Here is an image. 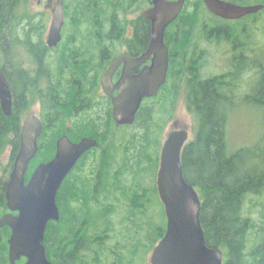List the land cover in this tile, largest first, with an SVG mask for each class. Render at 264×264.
Listing matches in <instances>:
<instances>
[{
    "label": "trees",
    "instance_id": "1",
    "mask_svg": "<svg viewBox=\"0 0 264 264\" xmlns=\"http://www.w3.org/2000/svg\"><path fill=\"white\" fill-rule=\"evenodd\" d=\"M76 1L72 9L75 32H79V26L83 21L88 25L81 33L90 37L92 41L89 49L91 54L88 55L93 59L92 52L95 51L96 63L93 64L96 69L91 63H81V57L78 63L76 61L72 63L70 58L72 53H64L67 63L62 64L69 68L68 73L59 78L57 84L50 90L51 120L46 122V133L38 141L39 155L29 164L26 179L39 159L48 158L52 154L57 136L64 131L67 120H76L73 122L74 136L77 138L86 136L97 141L98 147L92 152L100 156L98 161L95 157L94 161H91L88 176L83 173L81 161L75 168L77 171L68 176L73 180L67 181L63 186L62 201L67 203L74 200L78 207L70 210L65 206V212L61 214L60 220L50 222L47 227L44 244L47 256L54 264L57 260L59 262L67 260L66 257L59 259L57 252L62 249L60 247L62 243L68 240V235L72 236L71 241L74 240L77 244L82 240L79 234L83 236L84 227H97L96 235L99 236L103 234L100 232L103 227L114 226L112 218L119 214L114 206L109 207L111 200H98L101 190L111 192L112 201L118 199L125 206L128 204V213L133 211L134 207L130 203H133L139 194H143L145 212L151 196L157 194L155 185L150 189L144 186L142 175L149 176L152 182L155 180L162 128L173 110L182 83L190 81L189 70L184 73V62L189 44L193 41L190 35L198 28L194 23L196 14L188 16L183 12L177 18L174 32L170 37L166 33L165 37L171 53L168 83L161 88L156 97L146 99L142 103L132 125L125 126L124 131L118 130L114 134L110 106L92 118L88 115L91 110L83 107L82 99L91 90L95 78L97 82L102 73L101 67L107 60V49L114 42L112 37L118 36L122 31L119 25L114 24V17L116 19L118 15L124 14L127 11L126 5L130 6V3H127L128 0ZM26 2L27 0H0V68L14 97L11 116L6 117L0 108V155L8 146L11 148L12 163L19 148L20 109L25 107L23 95L25 85L29 81L28 74L17 61L18 53L15 51L14 38L20 37V33L24 32L22 26L24 23L32 22L22 9ZM105 23L112 24L111 31H104ZM29 25V32L40 36V24ZM134 27L133 42H137V49L141 50L148 44V23L139 19ZM222 33L225 34L226 31L223 30ZM26 42L23 43H30L29 40ZM68 50L71 51L72 48ZM172 70L176 71L177 77V81L173 83ZM245 71L249 73L248 68ZM241 72L243 73V70ZM193 79L190 81L193 84L192 94L195 98L192 105L198 116V126L194 139L182 150L181 166L185 181L198 191L201 198L199 220L206 245L222 249L227 256L225 264H263L264 215H260L258 221L247 217L245 213L248 211L244 209V203L249 195H259L264 189V149L258 150L259 153L255 152L258 147L250 150L237 148L234 152L231 151L227 144L226 126L228 114L233 107L226 100L227 89L222 87L219 78L206 79L199 83ZM256 95L257 100L251 97L247 104L264 109V75L261 76ZM5 185L6 181L0 179V215L6 212ZM118 193L120 197H116ZM151 204L154 206V199ZM92 205H96V208ZM159 205L162 208V204ZM139 209L141 208L137 206L136 210ZM151 212L158 221L153 207ZM161 212L165 219L163 208ZM120 214L122 224L126 225L127 220L130 224V215L126 212ZM161 224L155 239L152 237L147 240L150 246L163 235L165 224ZM1 235L0 264H9L6 242L9 230L3 229ZM251 237L255 238V242L250 245ZM97 241L99 242V239ZM135 252V249L134 252L129 249V264H133ZM23 263L24 259H21L15 264Z\"/></svg>",
    "mask_w": 264,
    "mask_h": 264
},
{
    "label": "water",
    "instance_id": "2",
    "mask_svg": "<svg viewBox=\"0 0 264 264\" xmlns=\"http://www.w3.org/2000/svg\"><path fill=\"white\" fill-rule=\"evenodd\" d=\"M185 0H152L142 18L151 25L150 43L137 59L126 54L115 58L102 75L101 86L111 98L112 118L117 126L132 125L144 99L156 96L166 80L168 47L164 43L166 28L176 20ZM213 14L237 20L259 12L263 6L241 7L220 0H203ZM63 26L62 1L57 0L52 10L46 44L55 47L61 39ZM128 57V58H127ZM151 60L140 74H132V66ZM125 65L120 80L111 85V77L118 65ZM130 66V67H129ZM116 89L117 95L112 96ZM0 108L6 117L12 114V96L7 78L0 69ZM42 124L29 117L22 125L19 150L5 185L6 207L10 212L0 218V229L8 227V263L21 258L24 264H52L46 256L44 242L49 221H59L56 195L66 175L77 160L88 150L97 147L94 139L82 138L72 143L62 137L56 142V153L48 163L40 164L26 182L25 175L34 158L41 136ZM188 140L186 130L170 132L162 144L156 174V189L166 217V231L150 256L151 264H222L220 249L205 244L199 213L201 201L196 189L188 184L182 172L181 153ZM1 242V235H0Z\"/></svg>",
    "mask_w": 264,
    "mask_h": 264
},
{
    "label": "flooded vegetation",
    "instance_id": "3",
    "mask_svg": "<svg viewBox=\"0 0 264 264\" xmlns=\"http://www.w3.org/2000/svg\"><path fill=\"white\" fill-rule=\"evenodd\" d=\"M57 0H47L45 3V11L46 13L50 14V21H49V25L51 22V18H52V10L55 7ZM62 1V6H63V26L61 28V39L58 42V44L53 47V48H49L46 44V39H47V34H48V30H49V25L47 27V31H46V35L45 37H40V36H36L32 35H28L27 37H14L15 38V51L18 53V48L20 46H22L26 53L31 56H29L32 60V62L34 63V66L31 67V71L26 70L25 67H23L22 63L17 59V61H19L22 65L21 68L24 69L25 73L28 74L29 77V81H27V85H25V90H24V100H25V107L20 109L21 112V125L20 128L23 124V122L25 121V119L28 117H36L42 124V132H41V136L40 138H43L45 135V126H46V122L51 120V115L52 112L49 111V107H51V103H50V90L51 88H54V86L57 84V82L59 81V78H62L64 75H66L68 73V67L66 66V64H62L63 62L67 63V59H66V54L67 52H71L72 56L71 58V62L74 63L75 61L78 63V59L81 57L82 61L81 63L83 64H88L91 63L92 66L95 68L94 63H96V54L95 51L92 52L93 54V59L88 55L91 54L90 52V46H91V39L90 37H86L85 34L81 33V31H85L88 27V25L83 21L81 23V25L79 26L80 30L79 32H75L76 28L74 27L73 21H72V9L75 6V4L77 3L76 0H61ZM151 1L152 0H128L127 3H130V6L126 5L127 11L122 14L121 16H117V18L115 19L114 17V24H116V26L119 25V27L122 29V31L120 32V34H118V36H114L112 37L114 40V42H112L109 45V49H107V60L105 61L104 65L101 67V71L102 73L100 74V76L98 77V81L96 82V78L92 84V88L90 91H88L86 93L85 98L82 99L83 102V107L85 109H90L92 116L97 113L96 115H100L103 110L105 109V107L110 106V109L112 111V102H111V98L108 97L102 86H101V78L102 75L106 72V70L109 68L110 64L112 63V61L119 57L122 56L124 54H126L127 56H129L131 59H137L139 58L141 55H143L147 48L148 45L150 43V36H151V25L149 22L148 23V29H149V40H148V44L145 48H142L141 50H138V43H134V32H135V24L136 22H138V20H142L144 22H146L141 14L148 8L151 7ZM167 1H175V0H167ZM222 2H227V3H232L234 5L237 6H241V7H248V6H263V8L258 12L260 13L261 11H264V0H259V2H262L261 4H243V0H220ZM145 4H147L146 8H143L142 11L138 14V16L134 19H131V21H129L128 25L125 26V21H126V15H128L133 9H136V7L139 6H144ZM185 15H193L196 14L197 17L194 19V23L196 24L197 27H200V31L201 33H198L200 31H197L198 28L190 35V37H192L193 41H191V43L189 44V47L187 49V54H186V59H185V65H184V73H188V79H192L194 78V80L199 83L202 82L203 80L206 79H202L201 77V68H202V59H206L209 57V52L207 51H198V47H197V42H195L194 37H234L235 40L230 41L231 46H232V50L231 53L228 55V60L230 59L229 62V67H227L229 72L226 73H222L220 76L218 77H209L207 79H221V83H222V87H225L227 89V91L232 90V82L235 80V82L238 81L239 78H236L238 75L243 74L241 72V70H245L248 68V72L251 73L249 76V82H253L257 76V78H259V80L261 79L260 75H264V66L262 65H257L256 62V49L253 48L250 49L248 46V40L249 37H255L252 36L250 33V28L251 25H253L257 19L256 16L258 13H254V14H250L251 16H254V18H247L246 16L237 19V20H227L224 18H221L215 14H213L212 12H210L203 0H185L182 9L180 11V13L178 14L177 18L181 15V14ZM248 16V15H247ZM177 18L174 22H172L167 29L165 30L164 33V43L165 45L168 47V71H167V76H166V80L163 84V86L165 84L168 83L169 80V65H170V47L166 44L165 42V37H166V33L169 34V37L171 36V33L174 32V26L177 22ZM117 19L119 20V22H117ZM32 20V19H31ZM38 24V23H36ZM212 24V25H211ZM226 24V25H225ZM33 25H35L33 23ZM32 25V27H34ZM69 25V26H68ZM40 31L42 32L44 30L45 27V21L43 20L42 23H40ZM207 27V28H204ZM64 28L68 29V33L63 34V30ZM104 31L105 32H109L112 29V24L109 23H105V25L103 26ZM226 31L225 34L222 33V31ZM40 34V32H39ZM27 39L30 41V43L28 42L27 45L23 44L24 40ZM123 39V43L119 44L121 42V40ZM213 38H211L206 44L209 45L211 43H214L212 41ZM82 47L87 48V49H82ZM121 47L123 48L121 50ZM68 48H72L71 51L68 50ZM75 49H80V50H75ZM240 49V50H239ZM121 50V51H120ZM48 54L51 55V59L47 60L48 58ZM62 54H64L62 56ZM128 58V57H127ZM241 59H243V65L241 63ZM92 60V62L90 61ZM80 63V62H79ZM129 61L127 62V64L125 62H122L120 65H118L116 71L114 72V74L111 77V85H115L117 84V82L120 80L121 75H122V71L124 70L125 65H128ZM151 64V60H147L145 63L141 64V65H136V66H132V74L134 76L140 74V72L145 68V67H149ZM130 67V66H129ZM224 68V67H223ZM232 69V70H231ZM262 70V71H261ZM172 76H171V83L176 82L177 81V77L174 70H172ZM192 73V74H190ZM228 76H233V78H229ZM261 81V80H260ZM260 81H258L256 84H253V88L252 86H250L252 94H250V97H253L254 100H257V88L259 86ZM162 86V87H163ZM158 90L157 95L159 94V91L161 90V88ZM57 91V90H56ZM101 91V93H100ZM254 91V93H253ZM98 92L99 94H101V100L103 99V101L100 103V100L97 99L98 97ZM117 95V91L116 89H114L112 91V96H116ZM156 95V96H157ZM155 96V97H156ZM52 97V96H51ZM58 98V97H57ZM36 100L37 103H39L40 105V114H32V115H28L24 120H23V116L25 114L26 111H28V106L30 103V100ZM150 99V98H148ZM152 99V98H151ZM57 100V99H56ZM146 99L143 100V102ZM226 100L229 103H232V99L231 96L228 94L226 96ZM13 102H14V97L12 95V108H13ZM29 102V103H28ZM142 102V103H143ZM101 104V105H100ZM21 107V106H19ZM99 108L100 111L96 112ZM95 111V112H93ZM89 114V113H88ZM26 115V114H25ZM39 115V117H38ZM27 118V119H28ZM111 119L113 121L112 118V112H111ZM78 121V120H77ZM73 122L72 120H67L66 124H65V129L63 132H61L56 139V142L58 139L62 138V137H66L68 138L72 143H77L80 139L82 138H89L86 136H78V138L76 136H74L75 133H73ZM114 131L113 133L116 134V132H118V128L120 127H125V126H117L114 121ZM182 129H179V131ZM173 131H178V130H172ZM75 132V131H74ZM43 135V136H42ZM39 138V139H40ZM92 139V138H90ZM39 141V140H38ZM56 142H55V146H54V150L52 152V154L47 158H42L39 159V161L37 162L36 167L33 169L32 173L30 174V176L33 174V172L36 170V168L40 165V164H44V163H48L49 161H51L56 153ZM191 141H187V144H189ZM186 144V145H187ZM98 147V146H97ZM97 147H94L88 151H86L75 163V165L73 166V168L71 169V171L66 175V177L64 178V180L62 181L61 185H60V192L58 190L57 195H56V205L58 208V213H59V220H60V216L62 213L65 212V206L68 207V209H76L78 206L77 204L74 202V200H72L71 202H63L62 201V196L63 191H64V184L68 181L71 182V178H68V176L70 174H72L73 172L77 171L76 166L79 165V163L81 161H83V166L85 161L89 160L88 158L92 159V156L95 157L96 161H98L99 156L97 154H93L94 152H92L94 149H97ZM93 154V155H92ZM39 155V146H38V150L34 156L37 157ZM33 158V159H34ZM32 159V160H33ZM31 160V161H32ZM30 161V163H31ZM29 163V164H30ZM81 164V163H80ZM29 167V165H28ZM83 168V167H82ZM81 172V171H78ZM77 172V173H78ZM30 179L27 178L26 181H28ZM109 180H111L110 182L112 183V178L110 177L109 174ZM156 187V184H155ZM197 191V190H196ZM157 192V189H156ZM198 193V191H197ZM199 195V193H198ZM158 196V193H157ZM143 194H139L133 203H130L133 205L134 209L133 212L128 213V204H123L122 201H119L118 199H114L112 201V194L111 192H107V191H100V193L98 194V200H102V199H109L110 201V205L109 207L112 208V206L115 207L117 213L119 215H116L112 218V222L114 226L111 227H103L100 232L103 234H100L99 236L96 235V232L98 230L97 227L95 226H87L84 227V231H83V236L80 233L79 234V238L82 237V240L74 243V240H72V236L70 237V235L67 236L66 242H63L62 245L60 247H62V249L57 252L58 258L59 259H63L64 257L67 258L66 261H61L59 262L57 260V263L55 264H129V249L132 250V252H134V249L136 250V252L133 254V264H151L150 263V256L152 254L153 249L156 247V245L160 242V240L162 239V237L165 234L166 231V226H165V230L164 233L161 237H159L156 241H154V243L150 246V249L147 253H142V248H143V244L136 242H133L132 244H130V240L132 239V237H135L136 235L139 234V229L141 228L139 226V224L137 223V220L139 217H143L145 218V209H144V203H143ZM140 198V199H139ZM200 198V195H199ZM120 199V198H119ZM159 199V197H158ZM93 200V198H92ZM201 200V198H200ZM160 201V200H159ZM113 202V203H112ZM107 205H108V201H107ZM6 206V204H5ZM123 206L124 209L122 208ZM140 207L141 209L136 210V207ZM92 207L96 208V205H92ZM7 208V207H6ZM123 212L125 214V212L130 215L129 217V223L128 224V220H127V224L123 226L122 221L120 219V213ZM6 213H12L13 215H17V212H10L8 209H6V212H4L3 214L0 215V218L6 214ZM152 213V212H151ZM153 217V216H152ZM154 220L149 222V227L147 230H150L148 232L149 237L152 236L155 239V234L159 232L160 230V221L156 220L153 217ZM116 220V222H115ZM50 222L53 221H49L47 224V227L49 225ZM117 223V224H116ZM7 228L9 230V235H10V229L8 227H4L2 229H0V235H1V231L3 229ZM125 229V232L123 233ZM47 230V228H46ZM46 234V231H45ZM128 234L131 235V239L129 240V236ZM6 238V242L9 238ZM204 235V233H203ZM97 239H99V242L97 241ZM148 240V239H147ZM205 240V237H204ZM1 241H2V235H1ZM44 241H45V236H44ZM72 242V243H71ZM44 244V242H43ZM71 244V245H70ZM206 244V242H205ZM8 245V244H7ZM45 246V244H44ZM207 246V245H206ZM208 247V246H207ZM210 248V247H208ZM99 249V250H98ZM211 249H220V248H211ZM223 253V260H222V264H225L226 259L224 258V251L222 249H220ZM46 251V248H45ZM99 255V256H98ZM47 256V253H46ZM7 259H8V252H7ZM47 259L52 263L53 261H51L48 256Z\"/></svg>",
    "mask_w": 264,
    "mask_h": 264
},
{
    "label": "rangeland",
    "instance_id": "4",
    "mask_svg": "<svg viewBox=\"0 0 264 264\" xmlns=\"http://www.w3.org/2000/svg\"><path fill=\"white\" fill-rule=\"evenodd\" d=\"M46 1L47 0H27L26 4L22 7V9L23 12L26 15H28L29 18L32 19V22L28 24L24 23L22 25L24 27V32L22 34L20 33V37H27L26 35H31L32 37L33 33L29 32V26H30L29 24L31 23L40 24L43 22V20L45 21V27L42 32L40 31V37H45L47 27L50 21V14L46 13L44 9ZM242 2L245 5L262 3L259 2V0H243ZM146 7L147 4H145L143 7L142 6L136 7V9H133L128 15H126V21L124 23L125 26L128 25L131 19L136 18L138 14L142 11V9ZM246 17L254 18V16L251 15H248ZM256 19L257 21L253 25H251L250 28L251 35L255 37H249L247 47H249L252 50L253 48L256 49V54L259 55H256L257 58L255 63L257 65L260 64L264 66V11L258 13ZM200 29L201 28L198 27L197 31H200ZM66 33H68V29L64 28L63 34ZM198 33H201V31ZM211 38H213L212 41L215 42L207 45L206 43ZM194 40L195 42H197L198 51L202 50L209 52V57L204 60L202 59V68L200 71L202 79H207L209 77H218L222 73L229 72L227 69V67H229V62H230V59L228 60V55L231 53L232 50L230 41L235 40L234 37H194ZM26 41L27 39L24 40L25 43H27ZM122 43H123V39L119 44ZM122 49L123 48L121 47V50ZM17 51H18L17 59L23 64L22 66L25 67L26 70L31 71V67L34 66V63L29 57L31 55L28 56V54L26 53L25 49L22 46H20ZM50 57L51 55L48 54L47 60L51 59ZM241 63L243 65V59H241ZM250 74L251 73H246V71L243 70V74H240L236 77L239 78L238 81L235 82L234 80L232 82L233 88L231 92L228 91V93H226V95L229 94L231 96L232 103L230 104L233 107L230 109V112L228 114L229 118L226 126L227 144L229 149L233 152L237 148L240 149L244 148L246 150H250L253 149V147H258L255 149L256 150L255 152H257L260 149H264V109L263 108L258 109V107H255L254 105L247 104L251 100L250 94H252V91L250 86H252L253 88V84H256L261 79L259 80V78H257L256 76L255 80L251 83L249 82ZM228 77L233 78V76H228ZM191 80L192 79H190V81ZM190 81L183 82L180 89L178 90L179 93H178L177 101L174 103L173 110L162 128L159 153L163 142L165 141L167 135L172 130H179V129L186 130L188 132V140L191 141L194 139L198 126V116L193 110L192 104L194 103L195 98H194V94H192L193 84H191ZM100 96L101 94H99L98 92L97 99L100 100L101 103L103 99L101 100ZM100 109L101 108H99L96 112H99ZM38 113L40 114V105L39 103H37L36 100L31 99L28 106V111L25 112L26 115L24 114L23 120L28 115L38 114ZM96 114L97 113H95L92 116V113H89L88 115H90L89 117L95 118ZM124 129L123 127L118 128L119 131H124ZM117 148H118V144L116 145V149ZM10 158H11V148L7 146L0 155L1 180L7 181L9 178L13 165ZM88 159L89 160L85 161L84 166L82 168L83 173L86 176L89 175L88 171L90 170L89 168L91 167V161L92 162L94 161L93 160L94 156H92V159L90 158ZM142 179H143V184L146 188L150 189L153 185H155V180L154 182H152L149 176L146 177L143 174ZM116 197H120V194L118 193ZM153 199H154V206H152L151 204ZM159 202L160 201L158 199L157 194L156 195L153 194V196H151L150 203L147 206V210L145 212V218L139 217L137 220V223L141 227L139 229V234L136 235L135 237H132V239H131V235L128 234L129 240L131 239L130 244L136 241L140 244H143L141 254L145 253L147 247L149 246V242L147 241V239L149 238L152 239V236L149 237L148 234L150 230H147L149 227V222L154 220L151 215L152 207L154 210V214L156 215V218H159L160 221L159 223L165 224L166 222V220L163 219L162 217V212H161L162 208L159 205L160 204ZM244 209L248 211L245 213L247 217H250L251 219L258 221L260 215H264V189H262L261 194L259 195H254V194L249 195L245 200ZM124 232L125 229L123 233ZM251 238L252 239H250V245L253 244V242H255V238L253 237ZM224 258L227 259L225 252H224Z\"/></svg>",
    "mask_w": 264,
    "mask_h": 264
},
{
    "label": "bare ground",
    "instance_id": "5",
    "mask_svg": "<svg viewBox=\"0 0 264 264\" xmlns=\"http://www.w3.org/2000/svg\"><path fill=\"white\" fill-rule=\"evenodd\" d=\"M262 71V70H261Z\"/></svg>",
    "mask_w": 264,
    "mask_h": 264
}]
</instances>
